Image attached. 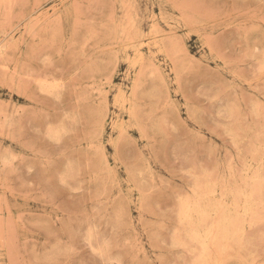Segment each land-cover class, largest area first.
Here are the masks:
<instances>
[{
  "label": "rangeland",
  "instance_id": "rangeland-1",
  "mask_svg": "<svg viewBox=\"0 0 264 264\" xmlns=\"http://www.w3.org/2000/svg\"><path fill=\"white\" fill-rule=\"evenodd\" d=\"M0 264H264V0H0Z\"/></svg>",
  "mask_w": 264,
  "mask_h": 264
},
{
  "label": "bare ground",
  "instance_id": "bare-ground-1",
  "mask_svg": "<svg viewBox=\"0 0 264 264\" xmlns=\"http://www.w3.org/2000/svg\"><path fill=\"white\" fill-rule=\"evenodd\" d=\"M227 230V229H226ZM228 231V230H227ZM211 233V232H210ZM213 240V239H212Z\"/></svg>",
  "mask_w": 264,
  "mask_h": 264
}]
</instances>
